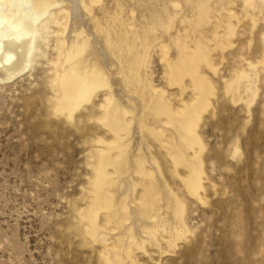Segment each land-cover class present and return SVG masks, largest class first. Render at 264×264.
Segmentation results:
<instances>
[{
	"label": "bare ground",
	"instance_id": "6f19581e",
	"mask_svg": "<svg viewBox=\"0 0 264 264\" xmlns=\"http://www.w3.org/2000/svg\"><path fill=\"white\" fill-rule=\"evenodd\" d=\"M234 1L0 0V83L29 74L56 48L59 57L50 58L47 78L50 117L77 131L94 121L113 140L91 139L102 148L91 199L77 212L83 239L103 247L105 264H140L138 254L152 248L162 257L176 253L178 243L190 244L194 235L188 204L206 205L208 189L217 192L200 126L204 114L217 112L218 90L208 73L219 72L214 54L233 48ZM243 2L254 29L261 18L264 22V0ZM177 23L186 27L185 35L182 29L172 34ZM58 26L63 32L54 30ZM57 33L63 39L57 37L53 46ZM157 44L167 85L177 87L181 97L191 91V101L182 100L180 108L174 109L148 76ZM250 58H242L245 67L225 86L232 103L243 102L248 112L261 75L264 80V60ZM100 92L107 95L103 112L81 116ZM232 151L234 160L242 156L239 147Z\"/></svg>",
	"mask_w": 264,
	"mask_h": 264
},
{
	"label": "rangeland",
	"instance_id": "374dc122",
	"mask_svg": "<svg viewBox=\"0 0 264 264\" xmlns=\"http://www.w3.org/2000/svg\"><path fill=\"white\" fill-rule=\"evenodd\" d=\"M229 8L238 18L229 21L237 28L235 46L214 54L219 72L208 75L218 90L217 112L214 117L211 111L204 114L200 126L207 146V172L217 192L208 189L206 205L188 204L186 219L194 232L190 244L179 242L176 253L163 257L153 248L148 255L139 253L140 264H264L262 75L249 112L243 102L233 104L225 95V86L245 67L242 58L249 56L255 63L264 60V22L261 18L251 27L243 0ZM217 19L215 15L207 30H213ZM178 29L185 35L186 27L179 23L172 34ZM57 37L63 39V34L57 33L51 45ZM57 53L52 47L49 57L57 58ZM50 58L42 59L29 74L0 83V264H105L103 247L83 239L78 210L85 209L91 199L96 153L102 148L91 139L101 135L108 142L113 140L94 121L77 131L50 117L46 102L52 96L47 86ZM147 71L152 86L164 90L174 109L182 107V100L191 101V91L181 97L177 87L167 85L159 44L150 52ZM106 99V92H100L81 116L100 115ZM235 147L242 154L238 160L231 155Z\"/></svg>",
	"mask_w": 264,
	"mask_h": 264
}]
</instances>
